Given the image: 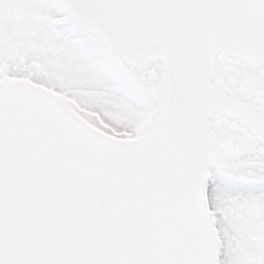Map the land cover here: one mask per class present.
Wrapping results in <instances>:
<instances>
[{"label":"snow or ice","instance_id":"snow-or-ice-1","mask_svg":"<svg viewBox=\"0 0 264 264\" xmlns=\"http://www.w3.org/2000/svg\"><path fill=\"white\" fill-rule=\"evenodd\" d=\"M0 264H264V0H0Z\"/></svg>","mask_w":264,"mask_h":264}]
</instances>
